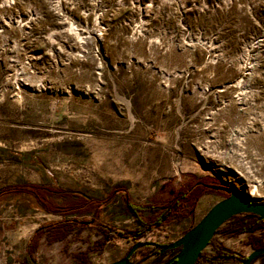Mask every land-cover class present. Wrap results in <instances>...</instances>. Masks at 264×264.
<instances>
[{"label": "rangeland", "instance_id": "rangeland-1", "mask_svg": "<svg viewBox=\"0 0 264 264\" xmlns=\"http://www.w3.org/2000/svg\"><path fill=\"white\" fill-rule=\"evenodd\" d=\"M26 184L0 198V264L60 220L77 225L44 234L38 264L170 243L229 191L264 202V0H0V188ZM201 188L158 227L127 206ZM247 237L221 228L204 251L245 257Z\"/></svg>", "mask_w": 264, "mask_h": 264}, {"label": "trees", "instance_id": "trees-1", "mask_svg": "<svg viewBox=\"0 0 264 264\" xmlns=\"http://www.w3.org/2000/svg\"><path fill=\"white\" fill-rule=\"evenodd\" d=\"M217 188H221L220 185H212ZM213 187V188H215ZM212 188V187H210ZM205 189L201 188L199 191H196L193 193V196H187L184 193H180L176 195V197L172 200L170 204L167 206L157 209L155 207H144L140 205H135L132 203L127 202V206L130 208V210L135 213L137 216L138 214L143 213L144 211H155L156 217L153 219V223L155 227H158L162 224L164 219L166 218V214L169 213L172 209L180 208L181 205L186 203L189 200H194L197 198L202 191ZM15 192H27L31 195L39 192V187L33 184H26L23 186H11L6 188H0V198H2L4 195L9 193H15ZM228 193V192H227ZM229 193L227 194V196ZM38 201L46 207V209L51 211H59V212H65L67 208L63 204L59 203H50L46 200L38 197ZM139 222H142L140 218H138ZM77 225L74 220H60L57 222L49 223L47 225H43L40 227H37L29 236L23 253L21 254L18 264H38L37 260L34 256V252L37 248L38 242L40 238L44 234H49L52 239L55 238H63V236H66L69 234L73 229L74 226ZM221 228H224V231L231 234H240V233H249L248 235V243L251 244V246L256 249L260 247H264V218L259 219L258 215L253 213H244L235 215L229 220L225 222V225L220 226L217 231H219ZM259 230L260 233L256 235L254 232ZM216 231V232H217ZM144 234V232L137 233V237H141ZM145 242V241H142ZM211 244V240L209 242ZM163 244H160L158 242H150L143 244L140 246V250L142 251V257L146 258L151 255H156L158 258H161L162 256L173 252L177 253L180 247L173 248V249H167L165 251H162L161 246ZM214 252L212 253H205V251H202L199 258L195 262V264H240V262L246 257L239 256L237 253L230 251L224 247L220 246H213ZM262 258H264V254L262 255ZM225 259H233L237 260L239 263H228L224 262ZM138 264V263H137ZM152 264H159L158 262H154ZM162 264V263H161Z\"/></svg>", "mask_w": 264, "mask_h": 264}, {"label": "water", "instance_id": "water-1", "mask_svg": "<svg viewBox=\"0 0 264 264\" xmlns=\"http://www.w3.org/2000/svg\"><path fill=\"white\" fill-rule=\"evenodd\" d=\"M253 213L259 219L264 218V202H254L237 192L229 191V195L216 202L205 215L178 239L161 246L162 251L180 247L178 252L163 264H195L202 251L209 245L217 229L235 215ZM148 241H138L131 246L125 256L108 264H137L131 260L134 251ZM264 254V247L253 249L240 264H252Z\"/></svg>", "mask_w": 264, "mask_h": 264}, {"label": "crops", "instance_id": "crops-1", "mask_svg": "<svg viewBox=\"0 0 264 264\" xmlns=\"http://www.w3.org/2000/svg\"><path fill=\"white\" fill-rule=\"evenodd\" d=\"M227 233V232H226ZM256 235H258L259 233H260V231L259 230H257V231H255L254 232ZM228 234H231V233H228ZM240 234H242V233H240ZM247 234V236L249 235V233H246ZM30 236V235H29ZM29 238V237H28ZM248 238V237H247ZM28 240V239H27ZM248 240V239H247ZM27 242V241H26ZM26 244V243H25ZM249 244V243H248ZM250 246H251V244H249ZM252 247V246H251ZM24 248H25V246H24ZM253 248V247H252ZM254 249V248H253ZM24 251V250H23ZM212 252H214V250L212 249ZM259 259V260H258ZM257 262H259V261H261L262 260V256H260V257H258L257 259ZM224 262H228V263H238V261L237 260H233V259H225V260H223ZM255 262V261H254ZM254 262L252 263V264H254ZM257 264V263H256Z\"/></svg>", "mask_w": 264, "mask_h": 264}, {"label": "flooded vegetation", "instance_id": "flooded-vegetation-1", "mask_svg": "<svg viewBox=\"0 0 264 264\" xmlns=\"http://www.w3.org/2000/svg\"><path fill=\"white\" fill-rule=\"evenodd\" d=\"M176 253H173V252H170V254H168V256H165V260L161 261V262H158L159 264H163L165 263L167 260H169L171 257H173ZM152 258H158L156 255H151ZM163 257V256H162ZM147 258V257H146Z\"/></svg>", "mask_w": 264, "mask_h": 264}, {"label": "bare ground", "instance_id": "bare-ground-1", "mask_svg": "<svg viewBox=\"0 0 264 264\" xmlns=\"http://www.w3.org/2000/svg\"><path fill=\"white\" fill-rule=\"evenodd\" d=\"M252 190H253V189H252ZM252 190H251V191H252ZM255 193H256V191H254V192L252 191L251 194H255ZM202 204H203V200H201V202H200V205H202Z\"/></svg>", "mask_w": 264, "mask_h": 264}, {"label": "built area", "instance_id": "built-area-1", "mask_svg": "<svg viewBox=\"0 0 264 264\" xmlns=\"http://www.w3.org/2000/svg\"><path fill=\"white\" fill-rule=\"evenodd\" d=\"M153 259H155V257ZM164 259H165V257H164Z\"/></svg>", "mask_w": 264, "mask_h": 264}]
</instances>
